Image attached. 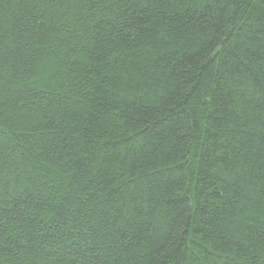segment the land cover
<instances>
[{
    "label": "trees",
    "instance_id": "1",
    "mask_svg": "<svg viewBox=\"0 0 264 264\" xmlns=\"http://www.w3.org/2000/svg\"><path fill=\"white\" fill-rule=\"evenodd\" d=\"M0 264H264V0H0Z\"/></svg>",
    "mask_w": 264,
    "mask_h": 264
}]
</instances>
